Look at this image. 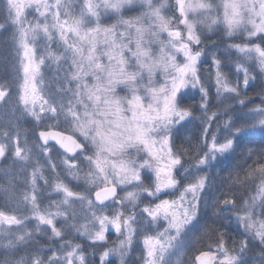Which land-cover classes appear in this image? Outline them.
<instances>
[{"label":"snow or ice","instance_id":"snow-or-ice-1","mask_svg":"<svg viewBox=\"0 0 264 264\" xmlns=\"http://www.w3.org/2000/svg\"><path fill=\"white\" fill-rule=\"evenodd\" d=\"M0 264H264V0H0Z\"/></svg>","mask_w":264,"mask_h":264}]
</instances>
